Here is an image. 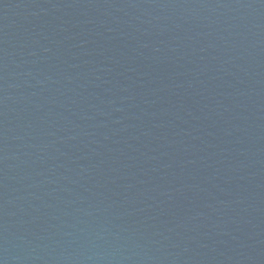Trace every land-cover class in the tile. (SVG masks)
I'll list each match as a JSON object with an SVG mask.
<instances>
[{"label":"water","instance_id":"1","mask_svg":"<svg viewBox=\"0 0 264 264\" xmlns=\"http://www.w3.org/2000/svg\"><path fill=\"white\" fill-rule=\"evenodd\" d=\"M0 264H264V0H0Z\"/></svg>","mask_w":264,"mask_h":264}]
</instances>
